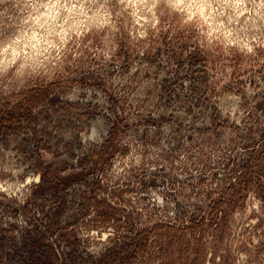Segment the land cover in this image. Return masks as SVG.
I'll list each match as a JSON object with an SVG mask.
<instances>
[{
	"label": "rangeland",
	"instance_id": "374dc122",
	"mask_svg": "<svg viewBox=\"0 0 264 264\" xmlns=\"http://www.w3.org/2000/svg\"><path fill=\"white\" fill-rule=\"evenodd\" d=\"M0 264H264V0H0Z\"/></svg>",
	"mask_w": 264,
	"mask_h": 264
}]
</instances>
